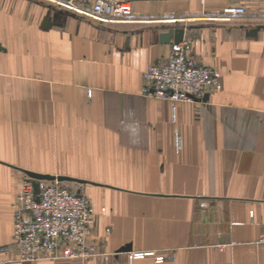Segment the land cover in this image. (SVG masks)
Listing matches in <instances>:
<instances>
[{
    "label": "crops",
    "instance_id": "1",
    "mask_svg": "<svg viewBox=\"0 0 264 264\" xmlns=\"http://www.w3.org/2000/svg\"><path fill=\"white\" fill-rule=\"evenodd\" d=\"M122 1L99 23L0 0V264H264V0ZM172 28L218 78L201 101L141 91ZM25 170L87 181L63 182L90 198V257L17 260Z\"/></svg>",
    "mask_w": 264,
    "mask_h": 264
},
{
    "label": "built area",
    "instance_id": "2",
    "mask_svg": "<svg viewBox=\"0 0 264 264\" xmlns=\"http://www.w3.org/2000/svg\"><path fill=\"white\" fill-rule=\"evenodd\" d=\"M57 7L101 23L125 21L129 8L122 0H49ZM205 1V0H200ZM242 13L241 8H226ZM185 43H172L166 61L148 65L141 91L147 96L171 102L201 101L215 87L218 78L211 66L187 59ZM94 222L89 200L57 181L25 179L17 193L13 213V244L17 259L36 262L90 257L86 237ZM264 241V229L261 236ZM152 256L154 264H166V256L154 252L128 255L129 260Z\"/></svg>",
    "mask_w": 264,
    "mask_h": 264
},
{
    "label": "water",
    "instance_id": "3",
    "mask_svg": "<svg viewBox=\"0 0 264 264\" xmlns=\"http://www.w3.org/2000/svg\"><path fill=\"white\" fill-rule=\"evenodd\" d=\"M256 29H253L249 32L250 35H255ZM183 33L184 29L183 28H176V29H168L167 32L161 33L159 35V40L161 43H167L172 39V43H179L183 40ZM24 173L32 180V185L34 188V193L37 192L38 189V180H47V181H52L56 180L59 182L62 181H73L77 183H86L87 181L80 180V179H74L71 177L67 176H55V175H49V174H41V173H35L32 171H24Z\"/></svg>",
    "mask_w": 264,
    "mask_h": 264
},
{
    "label": "rangeland",
    "instance_id": "4",
    "mask_svg": "<svg viewBox=\"0 0 264 264\" xmlns=\"http://www.w3.org/2000/svg\"><path fill=\"white\" fill-rule=\"evenodd\" d=\"M49 3H51L53 6H56L54 3H52L51 1H49ZM128 6V5H127ZM129 8V7H128ZM92 20V19H91ZM94 21V20H93ZM97 22V21H96ZM99 23H101V22H99ZM171 47V46H170ZM185 50V49H184ZM184 54H185V51H184ZM186 57V56H185ZM187 58V57H186ZM188 59V58H187ZM25 179H29V177L26 175V178ZM52 181H56V180H52ZM57 182H59V181H57ZM62 186H64V185H70L71 187H74L76 184L75 183H69V184H67L66 182H59ZM71 191H73V190H71ZM75 192H82L85 196H86V198L89 200V203H90V206H91V201H90V198L88 197V195L83 191V190H78V191H75ZM16 198H17V196H16ZM16 201V200H15ZM15 204V203H14ZM13 208H14V205H13ZM13 213H14V210H13ZM91 229V228H90ZM90 229H89V231H90ZM89 233V232H88ZM88 236V235H87ZM12 244H13V233H12ZM86 245H87V247H88V249H89V251H90V253H91V248H90V246H88V244H87V237H86ZM13 246H14V244H13ZM14 248H15V246H14ZM16 249V248H15ZM16 252H17V250H16ZM18 260V259H17ZM19 261V260H18ZM20 262H22V261H20ZM37 262V261H36Z\"/></svg>",
    "mask_w": 264,
    "mask_h": 264
}]
</instances>
